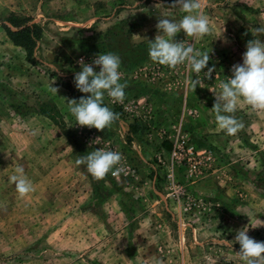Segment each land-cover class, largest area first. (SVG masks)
Masks as SVG:
<instances>
[{
	"label": "rangeland",
	"instance_id": "374dc122",
	"mask_svg": "<svg viewBox=\"0 0 264 264\" xmlns=\"http://www.w3.org/2000/svg\"><path fill=\"white\" fill-rule=\"evenodd\" d=\"M173 2L0 0V264H242L236 232L264 242V112L238 104L244 127L227 135L211 111L264 0H201L210 33L174 37L209 52L194 91L185 65L148 56L159 18L186 15ZM27 26L39 30L29 58L6 32ZM109 52L126 85L122 102L104 97L118 119L75 126L67 100L89 95L73 83L79 61ZM99 148L122 161L98 180L75 160ZM17 166L33 185L23 198Z\"/></svg>",
	"mask_w": 264,
	"mask_h": 264
},
{
	"label": "clouds",
	"instance_id": "9594fccd",
	"mask_svg": "<svg viewBox=\"0 0 264 264\" xmlns=\"http://www.w3.org/2000/svg\"><path fill=\"white\" fill-rule=\"evenodd\" d=\"M173 7H179L186 13L179 21L159 18L156 28L158 34L148 40L149 59L161 66L175 69L185 65L192 90L200 83L195 78L202 72L209 61V52L194 49L191 44L175 42L174 37L183 31L188 37H200L210 33L209 20L200 12L201 0H174ZM223 31V29H222ZM221 35V34H220ZM255 39L246 43V51L242 54V63L232 65L231 77L219 84L220 91L214 94L215 101L211 108L218 129L227 135H235L244 125L235 117L238 104L248 106L253 112H264V26L253 28ZM83 65L73 77V83L82 96L78 101L67 100L68 110L76 121L75 126L95 128L104 131L117 119L118 114L104 104L105 94L113 102H122L125 98V84L120 83L121 59L114 53L97 54L91 64L79 61ZM99 66V71L94 67ZM59 71V69H54ZM54 83V81L52 82ZM51 83V84H52ZM49 85L50 91L57 95L59 88ZM122 161V155L116 151L97 149L75 160L76 166H85L86 171L95 179H103L110 172L115 175ZM115 169V171H114ZM15 191L23 198L33 191L32 182L27 178L22 166H17L15 174L10 177ZM228 241H226L227 243ZM233 243L239 244L236 256L242 264H264V242L256 241L247 235V228L236 232Z\"/></svg>",
	"mask_w": 264,
	"mask_h": 264
},
{
	"label": "trees",
	"instance_id": "16d2710c",
	"mask_svg": "<svg viewBox=\"0 0 264 264\" xmlns=\"http://www.w3.org/2000/svg\"><path fill=\"white\" fill-rule=\"evenodd\" d=\"M8 38L14 45L20 46L27 51V58L31 56L32 47L34 46L35 39L39 37V30L35 26H27L18 31H11L7 29Z\"/></svg>",
	"mask_w": 264,
	"mask_h": 264
}]
</instances>
